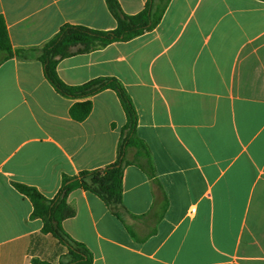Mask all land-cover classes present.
<instances>
[{"label": "crops", "instance_id": "0c3cea01", "mask_svg": "<svg viewBox=\"0 0 264 264\" xmlns=\"http://www.w3.org/2000/svg\"><path fill=\"white\" fill-rule=\"evenodd\" d=\"M117 1L135 15L148 0ZM0 16L24 50L65 25L117 26L106 0H0ZM56 72L72 87L117 79L147 149L129 153L117 209L84 189L67 197L62 228L92 264H264V0H169L152 30L60 59ZM83 102L91 111L77 121L70 109ZM125 124L111 89L62 96L36 53L0 64V264L61 261L67 248L15 184L53 199L64 177L116 161Z\"/></svg>", "mask_w": 264, "mask_h": 264}, {"label": "trees", "instance_id": "16d2710c", "mask_svg": "<svg viewBox=\"0 0 264 264\" xmlns=\"http://www.w3.org/2000/svg\"><path fill=\"white\" fill-rule=\"evenodd\" d=\"M169 0H148L144 9L135 15L122 12L117 0H106L117 26L111 31L91 30L82 26L65 25L59 32L38 49H13L8 37L6 25L0 16V64L13 57L27 58L36 53L42 63L45 78L62 96L81 99L111 89L116 92L126 116L123 137L118 145L116 161L103 169L83 171L76 177H64L57 195L53 199L45 198L35 188L15 184V188L26 196L33 207L32 217L39 218L42 233L50 234L67 248V253L58 264H92L93 257L89 249L73 240L62 228V221L73 216V210L67 203V197L75 189H84L100 197L111 209L121 205L122 174L126 165L133 161L130 152L147 149L142 140L136 137L137 115L135 108L122 84L115 78H97L81 86H68L57 75L56 66L60 59L74 53H87L117 41H128L145 31L152 30L159 22ZM77 47L76 51H72ZM91 111V103H76L70 109L71 116L83 121ZM32 264H50L33 259Z\"/></svg>", "mask_w": 264, "mask_h": 264}]
</instances>
